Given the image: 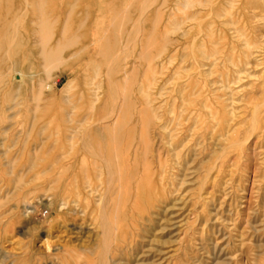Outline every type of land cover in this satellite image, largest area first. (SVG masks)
<instances>
[{"label":"rangeland","instance_id":"374dc122","mask_svg":"<svg viewBox=\"0 0 264 264\" xmlns=\"http://www.w3.org/2000/svg\"><path fill=\"white\" fill-rule=\"evenodd\" d=\"M171 1L0 0V264H264V0H200L204 7L187 10L194 19L168 35L191 48L209 40V32L208 47L216 52L189 60L180 82L189 75L216 79L217 109L231 122L214 142L168 162L158 202L132 212L129 185L116 189L107 173L95 180L97 193L78 188L76 197L59 173L69 163L64 152L70 128L78 126L75 113L89 118L94 107L91 115H108L120 97L137 107V78L122 84L118 72L137 62L149 23L158 25ZM72 23L81 26L78 37L89 35L75 48ZM101 46L110 48L111 59H97ZM45 52L58 56L47 61ZM99 62L105 65L98 70ZM96 71L97 90L85 81ZM165 72L147 90L157 91L160 111L177 96L179 81L163 86ZM132 112L118 122L124 152L128 139L133 150L141 143L140 129L136 135L124 130ZM145 132L148 152L150 144L160 149L150 141L152 129ZM181 149L168 153L162 144L160 153L168 159Z\"/></svg>","mask_w":264,"mask_h":264},{"label":"bare ground","instance_id":"6f19581e","mask_svg":"<svg viewBox=\"0 0 264 264\" xmlns=\"http://www.w3.org/2000/svg\"><path fill=\"white\" fill-rule=\"evenodd\" d=\"M172 1L168 5L164 18L159 17L161 19L160 21H157L158 25L149 23V38L147 39V42H142L140 47L141 51L138 56L136 55L137 58L135 61L137 62H134V65L132 64L131 68L127 69L126 67H123V69H120L118 72L119 75H121L119 81L122 82V84L129 79L137 78V80H135L137 82L136 91L138 93L135 97L137 107L134 106L132 101L127 103V98L126 100L123 99L124 101L122 102V98L120 97L119 99L121 102L115 104L113 110L109 112L108 115H98L97 117L91 115V111H93L92 109L94 107H90L88 109L90 115L89 118L86 114L81 119L77 118L76 113L72 117V122L74 124L77 123L78 126L70 128L69 144L67 150L64 152V154L69 156V163L64 168H61V170L59 167V173L61 176H65L66 182L64 181V183L67 187V191L70 192L73 188L77 191L76 197L80 196V189L88 190L89 194L97 193L98 186L96 184L98 181L96 182L95 180L100 178L102 174L107 173L110 178L114 180L116 189L119 185H129L131 193V211L140 214L147 206H149V204H155V202L159 201L157 200V195L158 193H161L165 187L164 182L166 181L165 174L168 169V162H176V160L180 161L182 158L181 152L183 150L184 152H189L191 150L190 148L199 146L200 143L205 140H213L214 142L216 134L223 131V125L226 124L229 126V123L231 122L229 118L221 115L220 111L217 109V106L220 105L219 100L221 97L215 94L217 92L213 88V86L219 83L216 79L214 81L211 80L209 84L208 82L198 80L196 77H191V75H189L186 81L180 82L181 79L186 78L182 74L183 65L189 60H197L199 57H202L204 61L205 59L208 60L216 51L214 52V50L208 47V44L210 43L209 32L204 36V38L209 40L200 39L194 45L192 44L193 46L191 48L185 43L179 44L178 40L174 41L168 39V35L178 32L185 22L194 19V15L187 14L188 8L194 7L196 4L198 6H203V1L200 0H174V5L172 4ZM99 7L101 10L103 6L100 4ZM76 25V23H72L70 27L69 42L71 47L74 48L77 47L79 42L84 44L89 38L87 32L78 37L76 35V29L81 26ZM100 27H95V31L100 32L103 29V27ZM45 36L42 37L43 41L48 39L47 36ZM160 36L162 39L159 38ZM183 36L184 34H181V37ZM164 37L167 41H163ZM87 48L88 46L86 45L79 49H74L69 54V58H74L77 54L81 51H85ZM43 55L44 59L47 61L53 59L56 60L58 56L52 52H45ZM111 57L110 48H103L97 53V59L107 60L111 59ZM158 59H163L161 66H157L155 63ZM87 62L88 61H84V63ZM90 62L92 63V61ZM82 65L84 64L82 63ZM103 65L105 64L99 62V65L96 66V68L99 70ZM168 66H173L170 71H168ZM136 67L140 69L137 70ZM140 70L142 71L141 74L137 75ZM165 70V74L162 73L165 76L163 86L171 80L179 81H177L175 85L177 96L175 98L172 97L171 102L167 107L163 109V111H160V107L155 104L157 91L154 94H147V90L152 87L153 90L155 89L157 76ZM99 73V71H96L94 72L93 77H90L87 80L85 78V81H87L86 83L90 82L88 85L94 86L95 90L100 89L101 86V83L97 82L100 78ZM116 83L114 82V85H117ZM125 91H127V89ZM111 92H114V90L112 89ZM117 94H119V92ZM116 97L115 99H117ZM123 97L126 96L124 95ZM127 97H130V94ZM132 109L133 112L131 113V118L128 120L129 124L125 125L126 128L124 127V130L129 135V133L133 134L140 129V144L143 145L139 144L138 146H135V149L133 150V143L131 142V139H128L125 143L124 152L122 151L123 144L119 142V137L117 136L118 122L122 119L127 110L132 111ZM94 117H96V120ZM91 122L93 124H91ZM87 124L90 126H86ZM146 128L152 129V132H150V141L154 143L156 139L155 142L159 144L160 149L162 144L168 145V147L171 148L170 151H167L168 153L175 151L178 147H182V149L168 159H165L162 156L160 149L154 148V144H150V151L148 152V144L146 136L144 135V133H146ZM219 136L223 135L220 134ZM105 177L108 176L105 175ZM49 178L52 177H48V179ZM117 205L115 207H117ZM115 211L117 212V210ZM106 218L108 220V217ZM108 222L105 226L109 224ZM102 229H104V227ZM106 231L107 229L105 232ZM108 231V233H110V230Z\"/></svg>","mask_w":264,"mask_h":264}]
</instances>
